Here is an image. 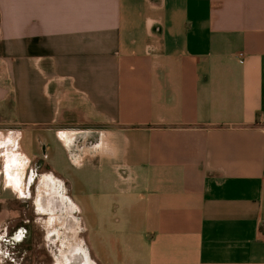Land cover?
Segmentation results:
<instances>
[{"label": "crops", "instance_id": "crops-1", "mask_svg": "<svg viewBox=\"0 0 264 264\" xmlns=\"http://www.w3.org/2000/svg\"><path fill=\"white\" fill-rule=\"evenodd\" d=\"M28 173L84 264H264V0H0V264Z\"/></svg>", "mask_w": 264, "mask_h": 264}, {"label": "rangeland", "instance_id": "rangeland-1", "mask_svg": "<svg viewBox=\"0 0 264 264\" xmlns=\"http://www.w3.org/2000/svg\"><path fill=\"white\" fill-rule=\"evenodd\" d=\"M42 152L43 150L41 149V154ZM31 166H33V163ZM29 176L28 173L26 176V200H19V203H14L13 201H8L6 203V207L9 209L7 213L8 219H6L9 225L7 239L9 236H12V233L16 236H13L15 241L8 239V241L5 242V249H3V251L7 254V258L3 261V264H54L52 258L53 256L55 257V255H53L55 251L54 247H56L55 240H57V249L59 253H62V255H60V257H62L61 264H84L81 254L76 251L78 242L81 243L82 230L81 228L79 229V226L75 222H72L73 214L71 217V214L58 212L57 209H53L50 206V209L47 207L49 210L46 212L38 210L34 206L33 195L38 190L40 181L38 185H35L31 182ZM29 183H31L30 187L28 186ZM42 193L45 195L44 197L48 202L50 200V197H47L50 195L48 185L46 190H43ZM89 215L90 214L84 212L81 206L78 217L84 222L86 227H88L89 224L91 225L89 222L91 216ZM19 226H21V241V237L18 236V231H16ZM100 234L101 233H99V236ZM93 236L91 231L85 235V240L91 247H94L96 244L98 234H96L95 237ZM50 242H52V244ZM66 246L68 247L66 248ZM67 252L69 254H66ZM65 257L68 258V260H64Z\"/></svg>", "mask_w": 264, "mask_h": 264}, {"label": "flooded vegetation", "instance_id": "flooded-vegetation-1", "mask_svg": "<svg viewBox=\"0 0 264 264\" xmlns=\"http://www.w3.org/2000/svg\"><path fill=\"white\" fill-rule=\"evenodd\" d=\"M20 228H21V226H19L18 227V229L17 228H15V229H17L16 231H18L17 233H18V236H20L21 238H20V241H21V239H22V235H21V233H20ZM25 233V232H24ZM13 236H16L15 234H13L12 233V236H9V240H14L15 241V239H13ZM8 237V236H7Z\"/></svg>", "mask_w": 264, "mask_h": 264}, {"label": "bare ground", "instance_id": "bare-ground-1", "mask_svg": "<svg viewBox=\"0 0 264 264\" xmlns=\"http://www.w3.org/2000/svg\"><path fill=\"white\" fill-rule=\"evenodd\" d=\"M51 179H52V178H51ZM38 180H39V179H38ZM45 184L47 185L48 183H45ZM63 189H64V188H63ZM43 195H44V194H43ZM47 197H49V196H47ZM44 198H45V197H44ZM45 199H46V198H45ZM45 199H44V200H45ZM53 199H54V198H53ZM46 200H47V199H46ZM41 201H42V199H41ZM47 204H48V202H47ZM46 207H48V205H47ZM67 208H69V207H67ZM46 209H47V208H46ZM49 209H50V207H49ZM49 209H48V210H49ZM54 211H55V210H54ZM51 212H52V210H51ZM72 220H73V219H72ZM79 223H80V222H79ZM75 242H76V241H75ZM78 251H79V249H78Z\"/></svg>", "mask_w": 264, "mask_h": 264}]
</instances>
